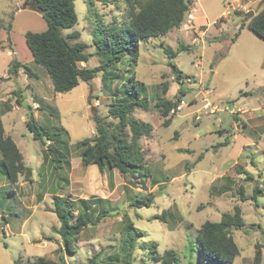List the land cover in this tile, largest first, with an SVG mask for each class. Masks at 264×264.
I'll return each instance as SVG.
<instances>
[{"label": "rangeland", "instance_id": "1", "mask_svg": "<svg viewBox=\"0 0 264 264\" xmlns=\"http://www.w3.org/2000/svg\"><path fill=\"white\" fill-rule=\"evenodd\" d=\"M95 1L93 11L89 12L84 0H75L78 24L64 31H79L81 40L88 45L86 53L89 61L83 63L82 67L96 68L104 63L95 54L92 44V32L98 25L120 27L130 23L128 8L123 0ZM191 2V8L199 11L196 16L206 15V25L197 26L198 32H187L180 27L182 31L177 29L165 37L141 41L140 58L136 65L126 54L113 69L105 68V87L102 86L103 72H100L90 83L81 82L72 94L54 93L47 71L36 62L27 63V66L38 78L5 79L4 74L9 73L14 60H28L31 57L26 33H39L47 29L46 21L40 14L29 11L17 13L16 3L11 6L6 18L10 21V17L17 13L16 20L12 22V31L0 30V41L6 46L5 50H0V112L10 106L19 109L4 116V122L8 126L10 118L15 120V139L21 151L28 156V164L33 167L37 177L42 147L33 139L22 118L30 110L27 106L31 108L36 102L33 89L38 90L41 96L49 100L44 104L49 108L40 111L39 126L50 132L54 130L53 126H58L69 132V137L65 136L63 140L71 154L72 171L64 166L60 171L63 176L69 177L70 182H74L73 186L58 193L77 192V178L85 175V189L88 191L95 190L102 194L108 186L110 195L107 200L120 215H113L100 225L85 229L76 240V254L66 253L60 244L57 247L56 239L61 240L53 232L44 237L48 241L45 251L38 246L23 247L20 243L24 239L16 234L37 202L31 195L24 201L32 209L22 208L21 200L14 192L16 188L8 182L0 166V264H15L19 259L20 264H25V257L29 254L57 261L63 258L65 264H86L98 253L104 259L109 258L118 252L121 232L127 222H132L145 233L139 245L156 242L161 254L166 250H175L180 258L179 264H202L198 247L194 245L198 231L206 221L219 222L223 214H233L237 206L241 208L247 225L242 230L232 232L241 250V255L233 264H252L256 244H264V195L259 194L257 203L252 199L256 185L264 189V40L244 28L240 30L242 37L235 43L231 42L239 31L237 24L241 25L249 19L246 15L249 11L242 15L233 13L236 0ZM236 11L240 12L238 9ZM226 14H231L234 19L239 18V21L231 20L223 28L230 18L225 17ZM221 36L227 40L215 41L216 37ZM180 43L190 46L189 51L181 52L174 60L182 74L190 77L184 85L186 96L183 100L186 105L174 114L169 127H163V120L155 105L161 99L175 101L180 87L168 66L169 59L164 48L176 52ZM7 51L11 52L8 56ZM133 73L136 80L145 84L146 97L150 101L148 112H135L137 118L151 124L154 129L151 138L140 141L149 155L148 162L136 174L137 178L117 174L109 177L108 184H105L99 178L97 166L84 167L81 164L76 143L95 135L91 107L97 109L100 115H107L108 105L115 100L110 98L108 86L112 88L114 97L119 98L120 90L129 83ZM12 91L18 94L21 102L28 100L30 104L19 106ZM82 94L88 99H81ZM46 111H51L54 117H49ZM260 128L263 131L261 134L257 132ZM228 132L232 133L229 135ZM234 134L239 135V141L232 140ZM227 140L229 142L226 144ZM252 140L259 145L246 147ZM201 155L203 158L198 160ZM248 158L259 164L256 163L254 167ZM237 161V165L232 164ZM246 161L249 163L247 167L244 166ZM187 165L190 169L186 168ZM51 171L50 168L41 170L49 179L43 190L48 201L46 207L55 192ZM148 179L154 181L155 187ZM30 187L28 185L27 189L30 190ZM241 188L246 201H242ZM39 192L36 186L35 194ZM149 193L155 194L150 207H130V201L136 195ZM165 212L168 214L164 220L162 216ZM3 214L9 216L8 224L16 237L6 236L2 231L1 227L5 224ZM47 220V217L36 212L26 224L29 234H34ZM138 254L139 260L135 264H158L145 258L141 249ZM143 258L145 262H142ZM33 260L28 258V261Z\"/></svg>", "mask_w": 264, "mask_h": 264}, {"label": "trees", "instance_id": "2", "mask_svg": "<svg viewBox=\"0 0 264 264\" xmlns=\"http://www.w3.org/2000/svg\"><path fill=\"white\" fill-rule=\"evenodd\" d=\"M88 11L92 12L95 0H84ZM75 0H23L20 9L40 14L47 23V29L41 33L27 32L26 44L31 51L34 61L48 73L57 94H67L76 89L81 82L90 83L97 75L103 72L102 86L107 81L106 67L112 69L126 54L130 55L131 62L136 65L140 58L139 43L151 38L165 37L171 31L179 29L187 14L191 11V0H123L128 8L130 23L126 26H100L92 32V44L95 54L103 59L96 68L82 67L81 64L89 61L86 53L88 45L81 41V33L72 31L65 35V30H71L78 24V15ZM236 15L244 14L234 11ZM249 13H246L248 15ZM6 29L10 32V24ZM4 26L1 21L0 27ZM247 27L259 38L264 40V7L251 19L242 22L239 31L232 38L234 43L240 30ZM226 37H216L215 41H225ZM1 44V43H0ZM190 46L179 44L177 51L164 48L169 59L176 82L180 85L175 101L161 99L155 107L162 118V126L169 127L176 113L178 104L186 96L184 85L190 77L185 76L178 69L174 60L181 52L189 51ZM23 68L29 73L26 65L16 60L9 70V75ZM121 96L114 97L108 105L107 115L102 116L97 109L91 107V118L95 123V135L76 143L80 150L81 162L84 167L97 166L101 173L116 171L122 175H135L143 170L147 164L148 153L140 144L142 138H151L153 126L135 116L137 110L148 112L150 101L146 97V86L133 76L129 83L120 90ZM114 95V94H113ZM19 106L21 101L16 97ZM28 109H31L27 106ZM53 112V111H52ZM0 113V166L2 173L9 183L15 185L23 178L25 182L33 181V170L26 166L24 156L11 136L6 134ZM26 126L33 134V139L42 147L44 164L50 163L56 175L63 166L70 167V152L63 138L69 137L63 127H54L48 131L38 125L31 110L26 119ZM49 142V143H48ZM203 155L199 157L201 160ZM187 169L190 167L187 165ZM63 180H66L62 178ZM251 179V178H250ZM239 193L242 201H246L241 188ZM262 189L256 185L252 199L257 203ZM39 202L42 195L37 196ZM155 200V194H138L130 201V207L140 209L150 207ZM108 200L100 198L72 200L69 197L55 195L53 197L52 212L56 215L59 226L53 227L63 249L68 254H76V240L89 227L100 225L105 219L113 215L119 216ZM115 213V214H113ZM165 212L162 216L164 219ZM158 218V217H156ZM165 220V219H164ZM246 222L240 207H235L234 213H225L219 222L206 221L200 230L194 244L198 247L202 264H233L240 256V249L232 235L234 230H242ZM145 233L137 229L132 222H127L121 232L118 252L109 258H102L101 254L94 255L86 264H135L139 260L138 250L141 249L145 258L158 264H179L180 258L175 250H166L160 253L156 242L143 243L139 240ZM20 260V259H19ZM17 260L15 264H20ZM263 255L261 246L256 244L252 264H262ZM142 262H145L144 258ZM30 264H65L63 258L58 262L38 259Z\"/></svg>", "mask_w": 264, "mask_h": 264}, {"label": "crops", "instance_id": "3", "mask_svg": "<svg viewBox=\"0 0 264 264\" xmlns=\"http://www.w3.org/2000/svg\"><path fill=\"white\" fill-rule=\"evenodd\" d=\"M263 1L264 0H236L237 6L236 7H232L233 13H234V11H236L238 9L239 11H242V12H247V11L250 12V11H253L256 14L262 7H264V4H262ZM22 2H23V0H0V23H1V21L4 22V26L3 27H0V30H6V32H8L7 29H6V26H8V24H9V18H6V17L9 14L8 12L11 10L10 8H11V6L14 3H16V5H17L16 6L17 9L15 10V12L17 11V13H20V12H24V11H29V10H22V9H20V7L22 5ZM191 10L192 11H196V12H194L195 13L194 14V16H195V24L198 27L205 26L206 25V15H205V13L202 14V15L199 14V16H196V14H198L199 11L193 10L192 8H191ZM29 12H33V11H29ZM17 13L16 14L15 13L13 14L12 22H14V20H16ZM227 16H229L230 18H229V20H227L226 23H224L223 28H224V26H227L230 23L231 20L233 22L239 21V18H236V19L231 18V14H228V15L226 14L225 17H227ZM12 22L10 24V32L12 31V28H13ZM237 26L240 28V25L237 24ZM223 28H221L220 31H222ZM245 28H247V27H245ZM175 30H177V29H175ZM175 30H173V31H175ZM182 30H180V31H182ZM73 31H76V30H73ZM173 31H171V32H173ZM35 33H37V32H35ZM39 33H41V32H39ZM64 34L67 35L69 33H65L64 32ZM241 37H242V33L240 32L239 33V36L236 38V41L235 42H237V39H239ZM0 43H1L0 44V50H5L6 49V46L4 45V42L3 41H0ZM30 53H31V51H30ZM9 54H11V52L10 51H7V56ZM16 61L19 62L20 64L26 65V66H27V63H33V62H35L32 53H31V57H29L28 60H22V59H18L17 58ZM4 77L7 80L8 79H11L12 77L19 78V79L20 78H23V77L26 78V79H28V78H38V76H37L36 73H34V72L30 71V70H29V73H27V72H25V70L23 68H19L18 72H15V73H13L11 75H9V73L5 72ZM108 89H109V92H111L110 93V98L113 99L114 98V95L112 93L113 92L112 91V88L110 86H108ZM52 90L54 91V88L53 87H52ZM74 90L71 91V92H69V94H72L74 92ZM11 93H12V95L15 96V99H16V97H18V94L15 93L14 91H12ZM19 93L22 94L21 91ZM32 93H35L34 94L35 95L34 99H36V102H34L31 105L32 107H31L30 110L33 113V115L35 117V120H36V122L39 125L40 111H44L46 108H49V106H47V107L45 106L44 107V104L48 103L49 100L46 99V98H44L43 96H41V94H40V92L38 90L33 89V92ZM80 98L81 99H86V100L88 99V97L85 94H82L80 96ZM28 103H29V101L27 100V104ZM21 105H22V102H21ZM22 107H24V106H22ZM87 107H88V105H87ZM18 109H19V107L10 106V107H6V109H5L4 112H0L2 114L1 117H2V121H3V124H4V128H5L6 134L12 137V139L14 140V142L16 143L17 146H18V144H17V141H16L15 136H14V132H15V122L14 121L15 120L13 118H10V121L8 123V126H7L6 123L4 122L3 117L6 116V115H9V113L16 112ZM46 112H48L49 117H51V118L54 117V115L51 113V111H46ZM27 114L28 113H26L25 116L22 118V120L24 121L25 124H26ZM247 126L248 125L246 124V127ZM54 127H58V126H53L52 128H54ZM257 132H259L261 134L263 131L260 128V130L257 131ZM231 133L232 132H228L229 135ZM23 137H25V136H23ZM239 139H240L239 135L238 134H234L232 140L233 141H239ZM225 142L227 144L229 141L227 140ZM258 145H259L258 142H255V140H252L251 142H248V144H247L246 147H251V146L253 147V146H258ZM18 148H19V146H18ZM19 150L21 151L20 148H19ZM21 153L24 156V160H25L26 166H28L29 165L28 164L29 161H27L28 160V156L24 152H22V151H21ZM41 157H42V161L37 164L38 165L37 167H39V168H37L38 169L37 177L35 176V171L33 170V167H31V165L28 166V167H30L33 170V181L32 182H24L23 179L20 178V180H19V182L17 184H15V185H12L11 184V186L16 188V191H14V192L16 193L17 198L19 200H21V207L24 208L25 210H31L32 209V206L31 207L26 206V202L24 201L25 198H29L31 195H33L32 199L37 202V205L35 206V208H33V211L27 216V218H25L24 222L19 227L18 233L16 234V235L22 236V238L24 239L23 243H20V245L23 246V247H25V246H38L40 249H44V251H45V249L47 248L48 241L45 240L44 237L50 235L53 232V227H58V224H59L57 217L56 218L54 217L56 215L52 212V208H53V197L55 195H58V196L61 195L63 197H69L72 200H78V199H86L87 200V199H91V198H100V199L107 200V197L110 195V191H109L108 186L104 190L105 192L102 193V194H99L95 190L94 191H88V190H86L85 189V187H86L85 186V177L86 176L83 175V176H80V177L77 178V184H78V188H79L77 190V192H75V193L74 192L73 193L70 192V193H66V194H64V193H58L59 191L63 192L67 188H69L70 186H73V182L74 181H71L70 182L69 177L68 176H63L61 171H60V173L58 175H56L55 172H54L53 166L50 163H48V164L45 165L44 164V160H43V152H42V149H41ZM0 160H1V155H0ZM69 160H70V164H71L70 167H67L65 165H64V167L66 168V170H71L72 171L71 154H70ZM249 160H251L249 163H251L254 167H255L256 163L259 164L256 161H252V159H249ZM246 162L245 163L243 162L245 167H247V165L249 164L248 162L247 163ZM81 164H82V162H81ZM232 164L237 165L238 164V161L237 162H234ZM224 165L225 164H223V166ZM49 168L52 170L51 171V175L53 176V181H55V188L53 189V191H55V192L52 194L51 203L48 205V207H46V204H47L48 201H47L46 194H45V192L43 190L46 187V185L49 183V179L45 176L44 173L41 172V170L42 169L45 170V169H49ZM98 171H99V169H98ZM117 174H118V176H130V177H133V178H137L136 177V174L135 175H131V174L122 175V174H120V173H118L116 171H105L103 173H101L99 171V178L106 184L107 182H109L108 181L109 180V177H111L112 175L113 176H117ZM70 175H71V172H70ZM62 178L66 179V180H63ZM139 180L142 183H144V181L142 179H139ZM150 182H151V184H154V181L153 180H151ZM147 184H145V186H147ZM28 185L31 186L30 187V190L27 189V186ZM36 186L38 187V189L40 191L38 194H35V188H36ZM154 187H155V184H154ZM261 189H262V193L260 195H264V189L263 188H261ZM136 190L139 191L140 189H136ZM38 195H42V201L41 202H39L37 200V196ZM36 212H38L42 217H47V219H48L47 221L48 222L45 223V224L41 223V225L39 226V229L36 230V231H34L35 232L34 234H29L30 232H28V230L26 228V224H27V222L31 218H33V216H34V214ZM2 218L5 221L4 226L1 227L2 231L4 232V234L6 236H13V235H15V233L11 229L10 225L8 224L9 216H7V214H3ZM49 222H51V224H49ZM16 235H15V237H16ZM56 243H57V247H59L58 244H60L62 246V242L61 241H58V239H56ZM261 245L260 246H261V251H262V255H263L262 264H264V244H261ZM57 250H60V249L58 248ZM240 255H241V250H240ZM28 258H30V259H33L34 258V260L33 261H28ZM25 259H26L25 264L33 263L34 261H36L38 259H44V260L53 261V262H58L60 260V258H59L58 261L55 260V259H45L44 257L39 258L36 255H32V254H29L28 257H25Z\"/></svg>", "mask_w": 264, "mask_h": 264}, {"label": "built area", "instance_id": "4", "mask_svg": "<svg viewBox=\"0 0 264 264\" xmlns=\"http://www.w3.org/2000/svg\"><path fill=\"white\" fill-rule=\"evenodd\" d=\"M185 31L189 32V31H195V32H198V27L197 25L195 24V16H194V11H190L189 14H187L185 20L183 21L182 23V26H181ZM186 103L184 100H182L177 108H176V112H179L181 111L184 107H185ZM49 143V142H48Z\"/></svg>", "mask_w": 264, "mask_h": 264}, {"label": "water", "instance_id": "5", "mask_svg": "<svg viewBox=\"0 0 264 264\" xmlns=\"http://www.w3.org/2000/svg\"><path fill=\"white\" fill-rule=\"evenodd\" d=\"M185 3H187V0H185ZM255 15V13L253 11H250L248 14V18L251 19L253 16ZM27 101H22V106H26Z\"/></svg>", "mask_w": 264, "mask_h": 264}]
</instances>
